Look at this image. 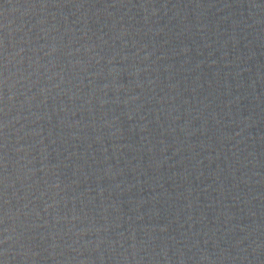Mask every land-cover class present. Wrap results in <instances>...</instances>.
<instances>
[{
    "label": "water",
    "instance_id": "water-1",
    "mask_svg": "<svg viewBox=\"0 0 264 264\" xmlns=\"http://www.w3.org/2000/svg\"><path fill=\"white\" fill-rule=\"evenodd\" d=\"M0 264H264V0H0Z\"/></svg>",
    "mask_w": 264,
    "mask_h": 264
}]
</instances>
